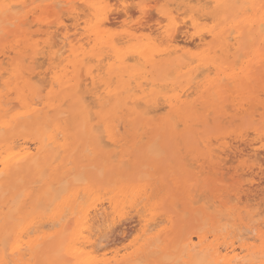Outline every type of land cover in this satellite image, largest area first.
I'll list each match as a JSON object with an SVG mask.
<instances>
[{
	"label": "rangeland",
	"instance_id": "obj_1",
	"mask_svg": "<svg viewBox=\"0 0 264 264\" xmlns=\"http://www.w3.org/2000/svg\"><path fill=\"white\" fill-rule=\"evenodd\" d=\"M12 1L4 0L5 3ZM25 1L26 8L17 7L16 11L18 13L12 10V15L11 11L7 10L10 12L7 15V12H4L6 11L5 9L3 12L0 11V103L3 108V110H0V114L4 112L0 116L3 119H10L12 116L21 115L13 124L5 128L4 132L2 129L3 135L0 133V147L3 149L0 148V152L6 150L5 148L12 144L29 142L30 145H40L45 139V154L47 157L49 156L47 160L49 164L47 163L48 167L46 166L44 172L42 170L41 176V170L37 163L33 166H22L12 170L0 183V256L7 253L9 246L14 243L17 236L16 230L22 229L26 223L34 222L32 223V225L34 224L32 233L29 236L31 238L39 237L40 239L38 241L39 244L36 243L34 246V252H32V256L29 259L30 264H80V261L85 256L91 254L89 253V247L81 249L84 252L82 255L67 253L66 251V244L72 238L77 221L81 218L80 208L92 210L95 206L97 208H101L102 205L104 208L108 207L109 201L119 187H128L133 184L142 189L140 195L136 198L139 204L136 201L129 203L132 200V194L127 193L125 200L128 202L126 205H120L119 209L123 208L121 212L110 215L109 219L112 221L111 223L107 222L110 225L109 228L104 223L105 228L102 225L103 222L98 224H101V227L103 226L102 229L104 228L103 231L98 226L97 230H95L99 235L103 233V236L105 234L107 239L106 233L109 232L108 236L112 234L111 236L113 237L109 236L112 239L108 237L109 239L106 242V240L103 241L102 235L99 236L102 238L101 243L99 242L100 246L95 248V254H91L98 260L92 262V264H114L115 262L113 263L112 260L115 254H119L118 257L120 258V261L115 264H210L211 261L225 264L224 258L216 259L215 256L223 257L229 255L231 252L223 246H229L234 242L237 249L244 243L251 247L249 253L248 251H243L240 254L241 259H243V256L249 261L247 262L244 259L246 264H261L264 262V256H262L264 250L257 248L261 246L264 240V214H262L264 213V164H262L264 163V143L262 142L264 141V0H254V7L251 6L248 0H222L220 4L215 0H201V4L199 0H191L189 3L188 0H156V6L153 7L150 1L153 3L155 0H131L134 2L127 0L128 5H126V0H122L125 3L121 0H108V3L105 4V7L107 6L106 11L109 14L108 17L111 15L108 20L114 19L109 21V24L112 22V25L107 26L108 23H106L105 28H108L107 31L111 34L113 33L117 38L124 36L127 32H134L135 35L134 40L131 42L119 43L120 47L125 48L137 42H146L150 38L154 40L157 48L162 50L169 45L168 37L170 35L174 36L177 32L175 37H178V42H180L179 44L182 48L177 55L155 52L154 64L146 62L142 57H136L137 54L135 55V53H129L130 56L129 54L126 55L128 60H125V66L128 70L123 73L108 72L109 63L113 62V59L106 57L109 56L106 54H109L110 50L105 47H100L97 51L92 52V56H85L86 60L84 59L85 57H80L82 61L76 68L71 62L73 56H67L69 51H67L68 49L65 50V48L62 52L64 53V60H66L61 62L62 65L57 61H60V59L57 58L55 60V62L60 63L58 64L60 65L59 69L57 63L55 67L53 60H48V54L56 48V51L59 49L56 43L62 41L61 35L63 32L65 33L67 29L69 34L73 32L70 34V36L73 35L71 36L72 38L77 33L85 32L83 28L93 20L92 15L89 13L90 11L85 5L88 2H98V0H72L73 4L76 3V7L80 5L78 7L80 9L79 14H83L77 23L73 14L62 10L60 7L46 6L47 2L43 0H35L32 4L31 0ZM120 1L122 3H117ZM132 3L134 4L132 5ZM146 3L149 7L145 6ZM172 3L175 4L172 5ZM119 5H122L120 9L118 8L120 7ZM123 5L126 6V9H130L129 12L132 11L133 14L122 13L125 11ZM205 5L206 7H204ZM81 7L84 8L81 9ZM185 7L188 10L185 13L187 12L186 14L189 15L187 19L186 14H183ZM111 8L112 10L110 11ZM173 8H175L174 11L172 10ZM137 9L139 12H137ZM143 9L144 13H142ZM149 9L153 11L154 17L152 18L150 17L152 15ZM26 12L29 13L25 14ZM119 12L122 13L120 18L116 17ZM195 12H197V16L193 15V13L196 14ZM198 12L201 16L203 15L201 19L198 18L200 16H198ZM156 15L158 18H155ZM175 15L181 17L182 20L179 17L174 18L176 17ZM206 15L208 17H205ZM17 17L19 18L16 19ZM87 18L89 19L87 20ZM188 18L190 22L191 18L195 22L194 25H189V29L186 27ZM247 18H256V20L246 21ZM147 19L150 21L147 22ZM177 19L181 21L182 26L181 23L177 25ZM234 19L238 21V26L234 28L237 29V33L234 35L238 36V42L231 49H226L225 51L221 37L226 36L229 33L228 31L233 30L230 24ZM141 20H143L142 24ZM35 22L39 25H36ZM151 22L157 23V26ZM79 23L81 25L77 26L76 24ZM185 24L186 26H184ZM159 25L163 26L162 29H168V34L159 35ZM75 26L79 27L81 32L79 29V32H77ZM224 26L227 30L226 35H219V29ZM176 28H178L177 31ZM62 30L63 32H61ZM31 35L33 36L31 37ZM182 35L185 37H182ZM201 35L205 37L208 35L203 42L199 40ZM59 37H61V40L58 41ZM48 40L50 44L57 45V47L53 45L52 50H48L49 48L47 50L46 48L42 49L44 42H48ZM191 41L194 42L191 43ZM189 42L193 45H190ZM253 46L256 49H260L262 55L251 62V73L247 76L249 78L240 83L245 86L243 94L240 95L236 92L235 87L239 82L238 79L230 78L225 73L218 71L216 66H222L223 71L226 73L239 72L242 66L247 64V59L252 58ZM39 50L40 52L47 51V55L36 54ZM99 51L102 54L96 56ZM62 52H58V54H62ZM201 54L213 56L215 63L208 61V59V62L201 60ZM101 56L103 58L106 57L103 60L104 62L106 61V65L103 61H99L98 64L100 65L101 63L100 68L96 60L100 58L102 60ZM38 57L44 62V65L37 59ZM108 59L112 60L109 61ZM135 61L138 63H134ZM50 62L55 69H52ZM97 67L100 68V72L103 71V74L95 70ZM63 68V71H58ZM80 68H82V72ZM87 68L95 71L97 75L96 85H91L87 81L88 86H86L85 81L82 80ZM131 70H136L137 74L132 76V73H129ZM56 71L57 75L60 73L64 74V72L67 75L63 78V82L51 85L49 79ZM76 73H78V76H83L80 82L84 83V85L80 83L81 88L78 87L77 91L72 87L74 80L64 84L65 80L72 78ZM32 76H35L34 80H32ZM28 77H31L30 81ZM104 78L107 80L103 81ZM209 78H217V84H219L217 88L218 95L214 94L213 99L210 95L213 89H206ZM27 81H29V85H27ZM158 84L160 86H157ZM23 86L25 87L22 91L20 89ZM39 89L44 90L42 92ZM106 89L114 90L111 93L112 95L100 94ZM21 94H23V97ZM31 94L32 97L30 96ZM39 94H43V96L40 95V97ZM130 95L132 96L130 97ZM175 95H181L178 102L174 100ZM3 96L5 97L3 98ZM84 96L88 98L86 99ZM97 96H101V98ZM116 99L120 104L116 102ZM34 101L40 103L34 105L37 111L34 114H28V117L25 116L26 114L22 115V112L25 109L27 110V107ZM171 101H173L174 106H180V109L175 110L173 106L169 107ZM184 101L185 104H183ZM132 102L135 104H132ZM95 106L97 107L94 108ZM153 109L154 111H152ZM38 111L39 113L41 112V115ZM147 111H152V113H147ZM185 111L190 116L189 118L184 117ZM104 115L105 117L102 118ZM82 120L84 121L82 122ZM89 120L92 121L88 122ZM93 125H95L94 128L92 127ZM99 125L103 127L101 128ZM107 125L113 128L112 139H110V135L106 131ZM119 125L121 128H119ZM119 129L121 130L119 131ZM138 130H142V132L140 133ZM34 131H39V133H34ZM49 134L55 135L53 137L54 142L48 139ZM39 135L40 137H36ZM44 136L47 138H44ZM103 137H105L104 140H102ZM65 139H68L70 143L68 150L64 149ZM47 143L51 144L48 146ZM76 144L77 146H75ZM116 144L117 147L115 146ZM53 145L57 146L53 148ZM55 147H59L58 149L62 152ZM55 152L57 154L60 153L59 156H56ZM55 156L60 158L54 160ZM262 156L263 161H260L262 160L260 159L259 161L262 162L260 164L258 159ZM123 160H126V162L123 163ZM226 160H229V162L227 163ZM233 160L237 161L233 162ZM51 162H54V164H51ZM47 177L49 178L47 179ZM64 180L66 182L62 183ZM90 185L92 190L87 193L85 188ZM64 190L66 191L64 192ZM60 191L64 193L62 192L61 194ZM73 191H78L73 207L70 204L65 205L63 215L53 217L57 204L65 197H69ZM20 193L22 195H19ZM27 193L28 195L26 196ZM15 196H17L16 200ZM58 196L60 197L56 198ZM256 196L259 197L257 198ZM198 197L201 201L196 203L195 200H198ZM193 201L195 203L192 204ZM217 202L219 203L217 204ZM262 202L263 204L261 205ZM208 203H212L216 209L212 208V205H209L211 207L209 208L206 205ZM216 205L218 206L216 207ZM40 206L44 207V209H41ZM152 207L156 208V215L154 220L151 221V223L155 222V226H153L155 229L149 232L147 238L142 236L141 224L143 223H140L138 216L141 211L143 215L146 213L144 216L140 214L141 219L145 218L148 212V216H150V208ZM45 209L50 211H43ZM138 209H141L140 212L136 211ZM130 212H132V215ZM224 213L225 215H223ZM226 213L228 214L227 216ZM130 215L139 221H134L135 219ZM222 216L225 219H222ZM20 217L24 221L23 219L20 220ZM114 220L117 222L114 223ZM53 221H55V226L50 224ZM56 221L58 222L56 223ZM124 221L128 223L126 224ZM20 222H22L21 225H19ZM44 222L45 224L48 223L47 225L49 226L44 227ZM118 224L122 225L118 226ZM116 225L118 229L115 228ZM162 225L166 227V230H163L164 232H160L164 228ZM18 226L20 227L18 228ZM113 227L115 228L114 230H112ZM242 228L243 230L247 229V231H250V229L252 231V228H254L253 232L255 233L251 231L245 232ZM111 230L112 232L116 231V234L112 233ZM4 234L6 235L4 236ZM44 234L47 236L41 237ZM198 235H205L206 240L203 246H206L207 249L191 258L185 243L190 237L194 238V241H199ZM113 240L117 242L115 243ZM110 241L113 242V245ZM103 244H106L107 247ZM139 245H142L143 249L135 252ZM156 245L160 247H156ZM216 246L220 247V250ZM212 247L217 248L219 254ZM3 251L5 252L3 253ZM206 251L209 255L201 259L207 253ZM239 251L241 250L239 249ZM239 251L236 250V252ZM247 253L250 257H246ZM128 255L130 256L128 257ZM255 256L257 257L254 259Z\"/></svg>",
	"mask_w": 264,
	"mask_h": 264
},
{
	"label": "bare ground",
	"instance_id": "obj_2",
	"mask_svg": "<svg viewBox=\"0 0 264 264\" xmlns=\"http://www.w3.org/2000/svg\"><path fill=\"white\" fill-rule=\"evenodd\" d=\"M29 1V0H28ZM27 1V2H28ZM32 2H31V4L32 3H34L35 2V0H31ZM43 1H45V2H47V4H46V6H50V7H60L62 10H66L68 13H70V14H73L74 15V17H75V20H76V23H77V21L78 20H80L81 19V15H83V14H79V6L78 7H76L75 6V4H73V1L72 0H43ZM108 0H98V2H88L86 5H85V3H84V5L85 6H87V8H88V10L90 11L89 13H90V15H92V18H93V20L90 22V23H85V24H87L83 29H84V33H77V32H79L80 31V29H79V27L77 28L76 26H75V29L77 30V34H75V36H74V38H72L71 36H73V35H71L70 36V34H72V33H70L69 34V30L67 29V31L64 33L63 32V30L61 31V32H63L62 33V41L60 42V43H56V44H58V47H59V49L56 51V49H54V51H49L50 53L48 54L49 55V57H48V60H53V63L55 64V67H56V63H57V65L58 64H60L61 62H63V61H65L64 60V58L65 57H63V52H62V50H64V48H65V50L66 49H68L67 51H69V53H68V55L67 56H69V57H71V56H73V59L71 60V62L73 63V65H74V67L76 68L78 65H79V63H81V61H82V59H80V57H85V56H92V52H95V51H97V49H100V47L101 48H103V47H105V48H107L108 50H110V53L109 54H106V55H109V56H106V57H110V58H112L113 59V62H111V63H109V66H108V72L109 73H112V72H118V73H123V72H125V71H127L128 70V68H126V66H125V60L128 58V56H127V58H126V55L127 54H129V53H131V54H133V53H135V55H136V57L138 56L139 58L140 57H142V58H144L145 59V61L146 62H148V63H151V64H154V62H155V59H154V56L156 57V53L155 52H159V53H162V54H166V55H177L178 53H179V51L180 50H182V48L180 47V42H178V37L176 38L175 36V34L177 33L176 31H177V29L178 28H176V33L174 34V36H169L168 37V46L166 47V48H164V49H162V50H160V49H158L157 48V46L155 45V42H154V40L153 39H150L149 38V40L148 41H146V42H137V43H134V44H132V45H130V46H127V47H125V48H122V47H120V45H119V43H127V42H131L132 40H134V32H127L124 36H122V37H119V38H117V37H115L114 35H113V33L111 34L110 32H108L107 31V29L108 28H105L106 27V23H108L107 24V26L108 25H110L109 24V21L111 20H113V19H110V20H108L109 19V17L111 16H109L108 17V11H106V8H107V6L105 7V4H107L108 2H107ZM114 1H118V0H114ZM122 1V0H121ZM117 2V3H122V2H124V1H122V2ZM129 1V0H128ZM131 1V0H130ZM154 1V0H153ZM201 0H199V2H200ZM217 3H222V0H215ZM250 3H251V6L252 7H254V4H253V1L254 0H248ZM75 2V1H74ZM110 2V1H109ZM131 2H134V1H131ZM130 2V3H131ZM151 2V4H152V7L153 6H156L155 4V2H156V0L152 3V1H150ZM159 2V1H158ZM166 2V1H165ZM189 2H191V0H188V3ZM206 3H207V1H205ZM77 3H79V2H77ZM114 3V2H113ZM125 3V2H124ZM148 3V2H147ZM146 3V5L145 6H147L148 4ZM167 3V2H166ZM165 3V4H166ZM177 3V2H176ZM194 3V2H193ZM197 3H198V1H197ZM210 3V2H209ZM26 1L25 0H13L12 2H10V3H5L4 2V0H0V11H2L3 12V10L5 9L6 11H4V12H7V15H9L8 14V12L9 11H11V14H12V10L13 11H16V9H17V7H25L26 5ZM81 4V3H80ZM110 4V3H109ZM134 3H132V5H133ZM175 4V3H174ZM173 3H172V5H174ZM181 4V3H180ZM200 4H201V2H200ZM211 4V3H210ZM209 4V5H210ZM41 5V4H40ZM126 5H128L127 4V0H126ZM199 5V4H198ZM204 5V4H203ZM202 5V6H203ZM118 6V5H117ZM120 6V5H119ZM122 6V5H121ZM121 6L120 7H118L119 9L121 8ZM134 6H136V5H134ZM167 6V5H166ZM169 6H171V5H169ZM201 6V7H202ZM123 7H125V11L124 12H122V13H125V14H128V13H132L133 14V12L131 11V12H129V10H128V8L126 9V6H124L123 5ZM147 7H149V6H147ZM152 7H150V8H152ZM168 7V6H167ZM188 7V6H187ZM204 7H206V5L204 6ZM26 8V7H25ZM32 8V7H31ZM82 8H84V7H81V9ZM86 8V7H85ZM134 8V7H133ZM178 8V7H177ZM199 8V7H198ZM249 8V7H248ZM15 9V10H14ZM41 9V8H40ZM113 9H115V7H113ZM154 9V8H153ZM152 9V10H153ZM174 9L175 8H173L172 10L174 11ZM179 9H180V7H179ZM7 10H9V11H7ZM35 10V9H34ZM49 10V9H48ZM84 10H86V9H84ZM112 10V8L110 9V11ZM116 10H117V8H116ZM150 10V9H149ZM184 10V9H183ZM187 10V8L185 7V10L183 11L184 13L183 14H186L185 13V11ZM115 11V10H114ZM188 11V10H187ZM194 11V10H193ZM193 11H191V12H193ZM17 13H18V11H16ZM16 12H13V13H15L16 15H19V14H17ZM19 12H20V10H19ZM25 12V11H24ZM34 12V11H33ZM67 12H65L66 14H67ZM117 12H118V10H117ZM120 12H121V10H120ZM117 13V16L116 17H118V18H120L121 17V15H122V13ZM137 12H139L138 11V9H137ZM150 12H151V15L152 16H150V15H148V16H150L151 18L152 17H154L153 16V14H152V12L153 11H151L150 10ZM149 12V13H150ZM237 12H239V11H237ZM10 13V12H9ZM27 13H29V12H26L25 14H27ZM64 13V14H65ZM142 13H144V9L142 10ZM157 13V12H156ZM196 14H194L193 13V15H196L197 16V12H195ZM3 14V13H2ZM5 14V13H4ZM10 14V15H11ZM63 14V15H64ZM85 14V13H84ZM110 14H111V12H110ZM124 14V15H125ZM202 14H203V11H202ZM13 15V14H12ZM32 15V14H31ZM31 15H28V16H31ZM62 15V16H63ZM89 15V14H88ZM114 15V14H113ZM116 15V14H115ZM191 15V14H190ZM200 14H199V12H198V16H199ZM205 15V14H204ZM23 16H24V14H23ZM65 16V15H64ZM85 16V15H84ZM159 16V15H158ZM176 16V15H175ZM186 16V19H187V16H189L188 14H186L185 15ZM184 16V17H185ZM196 16H195V20H196ZM15 17V16H14ZM73 17V16H72ZM73 17V18H74ZM114 17V16H113ZM132 17H133V15H132ZM142 17H144V16H142ZM147 17V16H146ZM174 17V16H173ZM179 16H176V17H174V18H178ZM201 17H203V15L201 16H199L198 18L199 19H201ZM205 17H208L207 15L205 16ZM19 17H17L16 19H18ZM29 18V17H28ZM71 18V17H70ZM83 18V17H82ZM112 18V17H111ZM149 18V17H148ZM155 18H158L157 17V15H156V17ZM163 18V17H162ZM161 18V19H162ZM180 18V20H182V18L181 17H179ZM197 18V19H198ZM211 18V17H210ZM254 18V17H253ZM31 19V18H30ZM86 19V18H85ZM89 18H87V20H88ZM117 19V18H116ZM198 19V20H199ZM206 19H208V20H210L209 18H206ZM64 20V19H63ZM72 20V19H71ZM74 20V19H73ZM87 20H86V22H87ZM145 21H146V19H144ZM152 20V19H151ZM178 20V24L177 25H179L180 23H181V21L179 20V19H177ZM203 20V19H202ZM256 20V18L255 19H252V18H247L246 19V21H255ZM67 21V20H66ZM68 21H69V19H68ZM142 21L143 20H141L140 22H141V24H142ZM148 21H150V20H148L147 19V22ZM153 21H154V19H153ZM207 21V20H206ZM137 22H138V20H137ZM160 22H161V20H160ZM162 22H163V20H162ZM187 23H188V25L186 26V24L184 25V26H186L188 29H189V25H194L195 24V22H194V20H193V18H191V22H190V20H189V18H188V21H186ZM189 22H190V24H189ZM209 22V21H208ZM211 22V21H210ZM215 22V21H214ZM213 22V23H214ZM67 23V22H66ZM81 23V22H80ZM76 24L77 26H80L81 24ZM117 23V22H116ZM115 23V24H116ZM151 23H153V24H155L154 22H151ZM10 24V23H9ZM35 24L36 25H39V24H37L36 22H35ZM113 24H114V22H113ZM35 25V26H36ZM43 25V24H42ZM67 25V24H66ZM112 25V24H111ZM125 25V24H124ZM151 25V24H150ZM149 25V26H150ZM156 26H157V23L155 24ZM162 25V24H161ZM62 26V25H61ZM68 26V25H67ZM145 26V25H144ZM160 26V25H159ZM181 26H182V23H181ZM238 26V21H236L235 19L234 20H232L231 21V24H230V27H231V29L233 28V30H230V31H228L229 33L226 35V33H227V30H226V27L224 26V27H221L220 29H219V31H218V33H219V35L221 34V35H226V36H223V37H221L222 38V46H224V49H225V51H226V49H231L233 46H235V44L238 42V36L237 35H234L235 33H237V29H234V28H236ZM40 27V26H39ZM43 27V26H42ZM55 27V26H54ZM58 27V26H57ZM59 27H60V25H59ZM63 27H64V25H63ZM70 27V26H69ZM113 27V26H112ZM147 27V26H146ZM178 27V26H177ZM49 28V27H48ZM53 28V27H52ZM62 28V27H61ZM68 28V27H67ZM139 28V27H138ZM163 28V26H160L159 27V35H163V34H168V29H166V28H164V29H162ZM180 28V27H179ZM51 29V28H50ZM54 30H55V28H53ZM59 29V28H58ZM62 29H64V28H62ZM71 29V28H70ZM78 29H79V31H78ZM82 29V28H81ZM152 29V28H151ZM157 29V28H156ZM160 29H162V30H160ZM181 29V28H180ZM190 29H192V28H190ZM53 30V31H54ZM57 30V29H56ZM147 30V29H146ZM196 30V29H195ZM201 30H202V28H201ZM48 31H50V30H48ZM58 31H60V30H58ZM110 31V30H109ZM137 31V30H136ZM155 31V30H154ZM179 31V30H178ZM181 31V30H180ZM26 32V31H25ZM51 32V31H50ZM60 32V33H61ZM81 32V31H80ZM185 32V31H184ZM190 32H192V31H190ZM29 33V32H28ZM43 33V32H42ZM49 33V32H48ZM52 33V32H51ZM179 33V32H178ZM37 34V33H36ZM40 35H43V34H41V33H39ZM47 34V33H46ZM55 34V33H54ZM34 35V34H33ZM33 35H31V37L33 36ZM49 35H50V33H49ZM53 35V34H52ZM187 35H189V34H187ZM197 35V34H196ZM205 35V34H204ZM204 35H201L200 37H199V40L201 41V42H203L204 40H205V38L209 35H207L206 37L204 36ZM38 36V35H37ZM46 36V35H45ZM190 36V35H189ZM188 36V37H189ZM39 37V36H38ZM44 37V36H43ZM49 37V36H48ZM182 37H185V36H183L182 35ZM193 37L195 38V36L193 35ZM192 37V39H194ZM50 38H52V37H50ZM54 38H55V36H54ZM60 39H58V41L59 40H61V37H59ZM57 39V38H56ZM55 39V40H56ZM180 39H181V37H180ZM186 39V38H185ZM191 39V40H192ZM196 39V38H195ZM197 40V39H196ZM195 40V41H196ZM52 42H53V40H52ZM51 42V43H52ZM194 41H191V43H193ZM185 43V42H184ZM187 43V42H186ZM190 42H189V44L190 45H193V44H191ZM39 44H40V41H39ZM54 45V44H53ZM53 45L52 44H50V42H49V40H48V42L46 41V42H44V45H43V47H42V49H44V48H46V50L48 49V50H52V47H53ZM54 46H56L57 47V45H54ZM125 46V45H124ZM16 48V47H15ZM192 48V47H191ZM255 47L253 46V51H252V58L251 59H247V61H246V65H243L242 66V68H241V70L239 71V72H230V73H226V72H224L223 71V68H222V66H220V65H218V66H216V68H217V70L218 71H220V72H223V73H225L227 76H229L230 78H237L238 79V84H236L235 85V87H236V92L238 93V94H243V92H244V89H245V86L242 84H240L241 83V81H245V79H248L249 77H247L248 75H249V73H251V71H250V64H251V62L255 59V58H259L261 55H262V53L260 52V49H254ZM104 51V50H103ZM45 52V53H44ZM58 52H62V54H58ZM106 52V51H105ZM12 53V52H11ZM45 54V55H47V51H41L40 52V50L36 53V54ZM102 53L99 51V52H97V54H96V56H100ZM104 54V53H103ZM95 55V54H94ZM105 55V54H104ZM40 56V55H39ZM66 56V57H67ZM103 56V55H102ZM101 56V57H102ZM129 56H130V54H129ZM159 56H160V54H159ZM201 57H200V59L201 60H204L205 62H208V61H211L212 63H215V60H214V57L213 56H209V55H204V54H201L200 55ZM7 57V56H6ZM37 57V56H36ZM41 57V56H40ZM105 57V56H104ZM105 57V58H106ZM41 58H43V57H41ZM46 58V57H45ZM57 58L58 59H60V61L59 60H57ZM68 58V57H67ZM94 58V57H93ZM103 58V57H102ZM105 58H103L102 60H101V58L99 59V60H96V62H97V64L99 63V61H103ZM130 58V57H129ZM133 58V57H132ZM5 59V58H4ZM10 59V58H9ZM24 59H26V58H24ZM37 59H39V57L37 58ZM85 60H86V57L84 58ZM83 59V60H84ZM88 60H89V58H87ZM112 59H110V60H112ZM134 59H135V56H134ZM207 59H208V61H207ZM40 60V59H39ZM39 60H37V61H39ZM47 60V59H46ZM55 60H57L58 62H60V63H58V62H55ZM91 60H92V58H91ZM90 60V61H91ZM109 60V59H108ZM109 60V61H110ZM128 60V59H127ZM132 60V59H131ZM136 60V59H135ZM137 60H139V59H137ZM141 60V59H140ZM194 61H195V59H193ZM26 61V60H25ZM89 61V62H90ZM94 61H95V59H94ZM108 61V62H109ZM130 61V60H129ZM133 61V60H132ZM240 61V60H239ZM40 62H42L41 60H40ZM52 62V61H51ZM50 62V64L52 65V63ZM104 62V61H103ZM2 63H4V62H2ZM37 63V62H36ZM44 62H42V65H44L43 64ZM106 63V61L104 62V64ZM134 63H138V62H134ZM143 63V62H142ZM6 64V63H5ZM94 64H96V63H94ZM93 64V65H94ZM96 64V65H97ZM7 65H8V63H7ZM41 65V64H40ZM61 65H62V63H61ZM70 65V64H69ZM99 65V64H98ZM97 65V66H98ZM100 65H101V63H100ZM99 65V66H100ZM106 65V64H105ZM104 65V66H105ZM187 65H188V63H187ZM59 66L60 65H58V69H59ZM189 66V65H188ZM38 67H40V66H38ZM54 67V65H52V69H55V68H53ZM61 67H64V66H61ZM83 67V66H82ZM94 67V66H93ZM92 67V68H93ZM102 67H103V64H102ZM184 68H185V66H183ZM246 67V68H245ZM100 68H101V66H100ZM100 68L99 67H97L95 70H97V71H99L100 72ZM104 68V67H103ZM183 68V69H184ZM208 68V67H207ZM236 68H237V66H236ZM245 68V69H244ZM10 69V68H9ZM43 69V68H42ZM57 69V68H56ZM82 68H80V71L82 72L83 70H81ZM209 69V68H208ZM64 70V68L63 69H60V70H58V71H63ZM104 70V69H103ZM229 70V69H228ZM53 71V70H52ZM80 71H79V73H80ZM102 71V70H101ZM204 71V70H203ZM48 72V71H47ZM46 72V73H47ZM51 72V71H50ZM103 72V71H102ZM102 72H100V73H102ZM3 73H4V71H3ZM7 73V72H6ZM5 73V74H6ZM40 73H42V72H40ZM40 73H39V75H40ZM106 74H107V72H105ZM117 73V74H118ZM129 73H132V76L133 75H135V74H137V72H136V70H131V71H129ZM4 74V75H5ZM27 74V73H26ZM48 74V73H47ZM47 74H45V75H47ZM80 74H82V73H80ZM103 74V73H102ZM143 74V73H142ZM222 74V73H221ZM36 75H37V73H36ZM35 75V76H36ZM41 75H43V74H41ZM66 73L64 72V74L62 73H60V74H58L57 75V71L54 73V75H52L51 76V78L49 79V81H50V83H51V85H54L55 83H61V82H63V78H65L66 77ZM83 75V74H82ZM35 76L33 77L32 76V80H34L35 79ZM96 74H95V71L93 70V69H91V68H87V70H86V74H85V76H84V78L82 79L83 81H85V83H86V86H88V84H87V81H89L90 82V84L91 85H96L97 83V81H96ZM113 76V75H112ZM112 76H111V79H112ZM124 76V75H123ZM122 76V77H123ZM148 76V75H147ZM175 76V75H174ZM6 77V76H5ZM45 77H47V76H45ZM49 77V76H48ZM83 77V76H82ZM81 76H78V73H76V75H73V77L72 78H70V79H67V80H65L64 81V84L65 83H67V82H70V81H75L74 82V84L72 85V87L73 88H75V90L79 87V88H81L80 87V85L82 84L81 82H80V80H81V78H82ZM100 77H103V76H100ZM104 77H106L105 75H104ZM29 79H31V77L29 78L28 77V80ZM43 79H44V77H43ZM98 79V78H97ZM106 78H104L103 79V81L105 80ZM115 79V78H114ZM121 79V78H120ZM124 79V78H123ZM12 81H13V79H11ZM47 80H48V78H47ZM81 80V81H82ZM107 80V79H106ZM30 81V80H29ZM29 81H27L26 83H27V85H29ZM36 81V80H35ZM113 81V80H112ZM131 81V80H130ZM129 81V82H130ZM133 81V80H132ZM88 82V83H89ZM100 82V81H99ZM41 83V82H40ZM39 83V84H40ZM45 83V82H44ZM81 83V84H80ZM144 83V82H143ZM150 83V82H149ZM1 84V83H0ZM207 86L208 87H206V89H213V91H212V94H210L211 95V97H212V99H213V96H214V94L217 96L218 94H217V88H218V86H219V84H217V78H209L208 80H207ZM42 85V84H41ZM48 85V84H47ZM82 85H84V83L82 84ZM115 85V84H114ZM163 85V84H162ZM122 86V85H121ZM132 86V85H131ZM155 86V85H154ZM157 86H160L159 84L157 85ZM25 86H23V87H21V89L20 90H22L23 91V88H24ZM97 87V86H96ZM106 87V86H105ZM126 87V86H125ZM172 87V86H171ZM2 88V87H1ZM5 88V87H4ZM3 88V89H4ZM78 88V89H79ZM98 88V87H97ZM107 88V87H106ZM110 88V87H109ZM111 88H112V86H111ZM133 88V87H132ZM158 88V87H157ZM166 88V87H165ZM37 89V88H36ZM77 89V90H78ZM93 89V88H92ZM99 89H100V87H99ZM126 89V88H125ZM39 90H41V89H39ZM44 90V89H43ZM43 90H41L42 92H43ZM76 90V91H77ZM89 90V89H88ZM97 90V89H96ZM135 90V89H134ZM145 90V89H144ZM80 91H81V89H80ZM94 91H95V89H94ZM94 91L93 90H91V92L92 93H94ZM100 91V90H99ZM114 90H103V92H101L100 94H102V93H104V94H108V95H110L112 92H113ZM136 91V90H135ZM139 91V90H138ZM146 93H147V91H145ZM185 92V91H184ZM184 92H183V94H184ZM192 92V91H191ZM22 93V92H21ZM38 93V92H37ZM127 93V92H126ZM97 94V93H96ZM95 94V95H96ZM99 94V95H100ZM122 94H123V92H122ZM231 94V93H230ZM15 95V94H14ZM22 95V97H23V94H21ZM40 95H42L43 96V94H39V96ZM112 95V94H111ZM127 95V94H126ZM186 95H188V94H186ZM31 97H32V94L30 95ZM36 96V95H35ZM105 96V95H104ZM132 95H130V97H131ZM147 96V95H146ZM181 96V95H180ZM180 96L179 95H175V97H174V100L175 101H179L180 100ZM231 96V95H230ZM234 96V95H233ZM5 96H3V98H4ZM12 97V96H11ZM41 97V96H40ZM85 98H86V96H84ZM97 97H99V96H97ZM129 97V98H130ZM161 97V96H160ZM13 98V97H12ZM15 98V97H14ZM35 98H37V97H35ZM88 98V97H87ZM86 98V99H87ZM89 98H90V96H89ZM99 98H101V96L99 97ZM215 98V97H214ZM34 99V98H33ZM38 99V98H37ZM41 99V98H40ZM166 99H167V97H166ZM31 100V99H30ZM98 100V99H97ZM109 100V99H108ZM160 100H162V99H160ZM128 101V100H127ZM4 102H6V101H4ZM11 102V101H10ZM63 102H65V101H63ZM116 102L117 103H119L118 102V100L116 99ZM17 103V102H16ZM16 103H15V105H16ZM134 102H132V104H133ZM147 103V102H146ZM38 104H40V103H37V102H33L29 107H27V110L25 109V111L24 112H22V115H24V114H26L25 116L26 117H28L27 115L28 114H30V113H35V111H37V108L34 106V105H38ZM89 104H90V102H89ZM120 104V103H119ZM129 104V103H128ZM135 104V103H134ZM139 104H141V103H139ZM183 104H185V101L183 102ZM210 104V103H209ZM13 105V104H12ZM130 105V104H129ZM42 106V105H41ZM145 106V105H144ZM147 106H150V105H147ZM174 107L175 108V110H179L180 109V106H174L173 105V101H171V103L169 104V107ZM11 107H14V106H11ZM10 107V108H11ZM17 107V106H16ZM19 107V106H18ZM43 107V106H42ZM91 107H92V105H91ZM97 106H95L94 108H96ZM139 107V106H138ZM9 108V109H10ZM23 108V107H22ZM39 109H40V107H38ZM118 108V107H117ZM260 108V107H259ZM8 109V110H9ZM20 109H21V107H20ZM38 109V110H39ZM43 109V108H42ZM89 109H91V108H89ZM243 109V108H242ZM0 110H3V108H2V104L0 103ZM150 110V109H149ZM49 111V110H48ZM152 111H154V109L152 110ZM152 111H147V113H149V112H151L152 113ZM156 111V110H155ZM157 111H158V109H157ZM187 111V110H186ZM185 111V115H184V117L185 118H189L190 116H188V114H186L187 112ZM89 112V111H88ZM92 112V111H91ZM112 112V111H111ZM160 112V111H159ZM242 112V111H241ZM4 113V112H3ZM3 113H1L2 115H3ZM20 113V112H19ZM38 113H39V111H38ZM41 113V112H40ZM39 113V114H40ZM191 113V112H190ZM196 113V112H195ZM0 114V115H1ZM60 114V113H59ZM66 114V113H65ZM116 114V113H115ZM5 115H6V112H5ZM9 115V114H8ZM36 115V114H35ZM41 115V114H40ZM89 115H90V113H89ZM107 115H109V114H107ZM106 115V116H107ZM255 115H257V114H255ZM10 116V115H9ZM21 115H19V116H12L10 119H3V117L2 116H0V133H2V135H3V132H4V129L5 128H8L11 124H13L14 123V121H16L19 117H20ZM90 116H92V114L90 115ZM35 117H37V116H35ZM105 117V115L102 117V118H104ZM108 117V116H107ZM84 118V117H83ZM82 118V119H83ZM176 118V117H175ZM95 119V118H94ZM120 119V118H119ZM48 120V119H47ZM49 121V120H48ZM84 120H82V122H83ZM90 121H92V120H89L88 122H90ZM125 123V122H124ZM47 124V123H46ZM46 124H45V126H46ZM83 124V123H82ZM119 124V123H118ZM120 124H121V122H120ZM143 124V123H142ZM39 125V124H38ZM85 126V125H84ZM94 126L95 125H93L92 127L94 128ZM120 126V125H119ZM118 126V127H119ZM143 126V125H142ZM179 126V125H178ZM48 127V126H47ZM46 127V128H47ZM99 127H101L100 125H99ZM103 127V126H102ZM101 127V128H102ZM128 127V126H127ZM140 127H141V125H140ZM93 128H92V130H93ZM119 128H121V126L119 127ZM143 128V127H142ZM2 129H3V132H2ZM21 129V128H20ZM104 129V128H103ZM138 129H141V128H138ZM19 130V129H18ZM48 130H49V128H48ZM115 130V129H114ZM116 130H118L117 128H116ZM121 129H119V131H120ZM24 131V130H23ZM54 131V130H53ZM61 131V130H60ZM95 131H97V130H95ZM106 131H107V133L110 135L109 137H110V139H112L113 138V128L110 126V125H107L106 126ZM137 131V130H136ZM138 131H140V130H138ZM248 131V130H247ZM14 132V131H13ZM20 132V131H19ZM36 132H38L39 133V131H34V133H36ZM52 132V131H51ZM98 132V131H97ZM142 132V130L140 131V133ZM249 132V131H248ZM30 133V132H29ZM61 133V132H60ZM63 133V132H62ZM101 133V132H100ZM122 133V132H121ZM244 133V132H243ZM65 134V133H64ZM103 134V133H102ZM254 134V133H253ZM255 134H257V133H255ZM260 134V133H259ZM36 135V134H35ZM61 135V134H60ZM249 135V134H248ZM247 135V136H248ZM258 135V134H257ZM55 136V135H54ZM52 134H49L48 135V139L49 140H53V137H54ZM232 136V135H231ZM251 136V135H250ZM2 137H4V136H2ZM36 137H40V135L39 136H36ZM56 137H57V135H56ZM55 137V138H56ZM59 137V136H58ZM68 137V136H67ZM70 137V136H69ZM136 137H137V135H136ZM144 137V136H143ZM142 137V138H143ZM24 138V137H23ZM33 138V137H32ZM31 138V139H32ZM44 138H47V137H45L44 136ZM54 138V139H55ZM104 138L105 137H103V139L102 138H100V139H102V140H104ZM145 138V137H144ZM260 138H262V137H260ZM43 139V138H42ZM141 139V138H140ZM231 139V138H230ZM229 139V140H230ZM236 139V138H235ZM19 140V139H18ZM59 140H60V138H59ZM142 140V139H141ZM44 141H46L45 139L41 142V144L39 145H36V144H32V145H34V146H32V145H30L29 144V142H24L23 144H12L11 146H9V147H7V148H5L6 150H2V152H0V183L2 182V180L5 178V177H7L9 174H10V172L12 171V170H14V169H16V168H20V167H22V166H33L34 164H39V169L41 170V174H40V176L42 175V170H43V172L45 171L44 169L46 168V166L48 167V162H47V160H48V157H47V155L45 154V142ZM61 141H64V140H61ZM120 141V140H119ZM212 141V140H211ZM260 141H261V139H260ZM259 141V142H260ZM13 142V141H12ZM51 142V141H50ZM53 142H54V140H53ZM79 142H81V141H79ZM104 142H106V141H104ZM139 142V141H138ZM213 142H214V140H213ZM237 142V141H236ZM259 142H258V144H259ZM263 143H264V141H262ZM14 143V142H13ZM35 143V142H34ZM38 143H39V141H38ZM55 143H56V141H55ZM58 143V142H57ZM122 143V142H121ZM212 143V142H211ZM210 143V144H211ZM252 143V142H251ZM257 143V142H256ZM48 144V146L51 144V143H47ZM77 144H79V143H77ZM77 144L75 145V146H77ZM106 144H110V143H106ZM112 144V143H111ZM229 144V143H228ZM1 145V144H0ZM64 149L65 150H68L70 147V143L68 142V139H65V141H64ZM62 145V146H63ZM108 145H106V146H108ZM126 145V144H125ZM3 146V145H2ZM54 146H57V145H53L52 147L54 148ZM60 146V145H59ZM74 146V147H75ZM111 146V145H110ZM116 147H117V144L115 145ZM114 145H113V147H115ZM135 146V145H134ZM235 146V145H234ZM238 146V145H237ZM115 147V148H116ZM130 147V146H129ZM223 147V146H222ZM0 148H2V147H0ZM55 148H57V147H55ZM59 148V147H58ZM57 148V149H58ZM108 148V147H107ZM240 148V147H239ZM246 148V147H245ZM3 149V148H2ZM74 149V148H73ZM73 149H72V151H73ZM117 149V148H116ZM130 149V148H129ZM226 149V148H225ZM58 150H60V149H58ZM57 150V151H58ZM243 150H245V149H243ZM252 150V149H251ZM262 150V149H261ZM54 151H55V149H54ZM61 151V150H60ZM62 152V151H61ZM119 152V151H118ZM238 152V151H237ZM263 152V151H262ZM56 153V156L58 155L59 156V154H57V152H55ZM236 153V152H235ZM257 154H258V152H256ZM259 153H260V150H259ZM71 154V153H70ZM226 154H228V153H226ZM234 154V153H233ZM55 155V154H54ZM235 155H237V154H235ZM260 155V154H259ZM56 156H55V158H54V160L55 159H57L56 158ZM71 156V155H70ZM115 156V155H114ZM230 156H231V154H230ZM229 156V157H230ZM60 157H61V155H60ZM59 157V158H60ZM91 157V156H90ZM117 157V156H116ZM116 157H114V158H116ZM233 157V156H232ZM236 157V156H235ZM252 157V156H251ZM58 158V159H59ZM113 158V157H112ZM127 158V157H126ZM259 158V157H258ZM263 158V156L261 157V158H259L258 159V161L260 160V159H262ZM53 159V158H52ZM68 159V158H67ZM231 159V158H230ZM115 160V159H114ZM227 161V160H226ZM237 161V160H236ZM235 160H233V162H236ZM260 161H263V159L262 160H260ZM259 161V162H260ZM67 162H69V161H67ZM124 162H126V160H123V163ZM229 162V160L227 161V163ZM48 163V164H47ZM54 164V162H51V164ZM70 163V162H69ZM262 162H260V164H261ZM258 164V163H257ZM262 164H264V163H262ZM214 165V164H213ZM37 166V165H36ZM38 167V166H37ZM257 167V166H256ZM73 168V167H72ZM245 168V167H244ZM254 168V167H253ZM259 168V167H258ZM49 169V168H48ZM248 169V168H247ZM257 169V168H256ZM100 170V169H99ZM230 170V169H229ZM260 170V169H259ZM65 171V170H64ZM227 171V170H226ZM261 171V170H260ZM259 171V172H260ZM263 173H264V171H263ZM23 174V173H22ZM48 174V173H47ZM147 174V173H146ZM18 176V175H17ZM48 176V175H47ZM46 177V176H45ZM45 177H43V178H45ZM116 177V176H115ZM42 178V177H41ZM49 177H47V179H48ZM84 181V180H83ZM82 181V182H83ZM117 181V180H116ZM66 182V180H64V181H62V183H65ZM61 183V182H60ZM114 183V182H113ZM254 183V182H253ZM115 184V183H114ZM245 184V183H244ZM243 184V185H244ZM39 185V184H38ZM37 185V186H38ZM51 185V184H50ZM49 185V186H50ZM246 185H248V184H246ZM245 185V186H246ZM85 186V185H84ZM251 186V185H250ZM48 187V186H47ZM52 188H54L53 186H51ZM68 188V187H67ZM65 189V188H64ZM62 190V189H61ZM92 189H91V185L90 186H88V187H86L85 188V191L88 193V192H90ZM141 187H139V186H136V185H131V186H128V187H119V189L116 191V193H115V195L113 196V198H111V200L109 201V206L108 207H105L104 208V206L102 205L101 206V208H97V206H95L94 207V209H92V210H90L89 208L88 209H84L83 207H81L80 208V211H81V218L77 221V225H76V229H75V231H74V233H73V235H72V238L67 242V244H66V251H67V253H76V254H79V255H82L84 252H83V250H81V249H85V248H87V247H89L90 249H89V253H91V254H95V248H97V246H98V248H99V246H100V244H99V242L101 241V239L103 238V241L104 240H106V242H107V240L110 238V237H113V236H111L112 234H110L109 236H108V234H109V232H107L106 234H107V239H106V236H105V234H104V236H103V233L101 234L102 235V238L101 237H99V236H101V235H99L98 234V232L97 231H95V230H97V228H98V226L99 227H101V224H102V222H103V226H105L104 225V223L106 224V226H107V228H109V226L110 225H108L107 224V222H110L111 223V221L112 220H110L109 218H110V215H112L113 213H120L121 212V210L123 209V208H121V209H119V207H120V205H122V204H125L126 205V203L128 202L127 200H125V196L127 195V193H131L132 194V200H130L129 201V203L131 202H135L136 201V198H137V196H139L140 195V193H141ZM150 190V189H149ZM52 191V190H51ZM50 191V192H51ZM66 190H64V192H65ZM62 192L63 191H60V193L62 194ZM63 192V193H64ZM81 192V191H80ZM208 192V191H207ZM206 192V193H207ZM59 193V194H60ZM77 193H78V191H73L71 194H70V196L69 197H65L59 204H57V206L55 207V209H54V212H53V217H60L61 215H63L62 213H63V211H64V207H65V205H68V204H70L72 207H73V203H75V201H76V199H77ZM102 193V192H101ZM107 193V192H106ZM153 193H155V192H153ZM60 194V195H61ZM100 194V193H99ZM18 195V194H17ZM19 195H22L21 193L19 194ZM28 195V193L26 194V196ZM40 195V194H39ZM104 195H105V193H104ZM107 195V194H106ZM233 195V194H232ZM100 196V195H99ZM144 196V195H143ZM200 196V195H199ZM243 196V195H242ZM19 197H21V196H19ZM60 196H58V197H56V198H59ZM86 197V196H85ZM84 197V198H85ZM89 197V196H88ZM88 197H87V199H88ZM257 198L259 197V196H256ZM16 198H17V196H15V200H16ZM22 198V197H21ZM92 198V197H91ZM98 198V197H97ZM108 198V197H107ZM151 198V197H150ZM154 198V197H153ZM199 198V197H198ZM233 198H235V197H233ZM244 198V197H243ZM255 198V197H254ZM20 199V198H19ZM37 199V198H36ZM95 199H96V197H95ZM144 199V198H143ZM146 199V198H145ZM12 200H14V199H12ZM14 200V202H16ZM55 200V199H54ZM53 200V201H54ZM58 200V199H57ZM105 200V199H104ZM150 200V199H149ZM235 200H236V198H235ZM234 199H233V201H235ZM242 200V199H241ZM93 201H94V199H93ZM147 201V200H146ZM196 201V203L197 202H199V201H201V199L199 198L198 200H195ZM195 201H193L192 202V204L193 203H195ZM216 201V200H215ZM252 201H253V199H252ZM36 202V201H35ZM40 202H42L41 200H40ZM84 202H86V200H84ZM105 202V201H104ZM140 202V201H139ZM211 202V201H210ZM12 203V202H11ZM136 203H138V201H136ZM213 203V202H212ZM212 203H208V204H206V205H208V207L209 208H215L214 206H213V204ZM219 202H217V204H218ZM240 203V202H239ZM247 203V202H246ZM52 204H53V202H52ZM104 204V203H103ZM106 204H108V203H106ZM139 204V203H138ZM137 204V205H138ZM215 204V203H214ZM263 204V202L261 203V205ZM18 205V204H17ZM16 205V206H17ZM50 205V204H49ZM48 205V206H49ZM83 205V204H82ZM135 205V204H134ZM141 205V204H140ZM209 205H212L211 207L209 206ZM254 205H255V203H254ZM52 206V205H51ZM141 206H143V205H141ZM218 205H216V207H217ZM259 206V205H258ZM41 207V206H40ZM39 207V208H40ZM47 207V206H46ZM45 207V208H46ZM122 207V206H121ZM123 207H125L124 205H123ZM135 207V206H134ZM145 207H146V205H145ZM207 207V208H208ZM21 208V207H20ZM37 208V207H36ZM47 208H49V207H47ZM129 208V207H128ZM141 208V207H140ZM147 208V207H146ZM260 208V207H259ZM17 209V208H16ZM41 209H44V207H41ZM50 209V208H49ZM74 209V208H73ZM144 209V208H143ZM216 209V208H215ZM47 209H45V210H43V211H46ZM135 210V209H134ZM141 210V209H140ZM140 210L138 209V210H136V211H139L140 212ZM147 210V209H146ZM36 211V210H35ZM47 211H50V210H47ZM46 211V212H47ZM131 211V210H130ZM155 211H156V208L155 207H152V208H150V216H148L149 214V212L147 213V216L145 217V218H140V214L141 215H143V213H142V211L140 212V214H139V212H137L138 214H139V220H140V223L142 222L143 224H141V230H142V236H144V237H147V235L149 234V232H151V230L153 229H155V228H153V226H155L154 224H155V222L153 223H151V221L152 220H154V217H155V215H156V213H155ZM232 211V210H231ZM259 211V210H258ZM257 211V212H258ZM143 212H145V210H143ZM262 212V211H261ZM136 213V212H135ZM71 214V213H70ZM130 214L132 215V212H130ZM146 213H144V215H145ZM232 214V213H231ZM262 214H264V213H262ZM30 215V214H29ZM72 215V214H71ZM120 215V214H119ZM130 215V216H131ZM143 215V216H144ZM222 215V214H221ZM223 215H225V213L223 214ZM228 214L226 213V216H227ZM117 216V215H116ZM116 216H114V217H116ZM127 216V215H126ZM133 216H136V215H133ZM142 216V217H143ZM257 216V215H256ZM261 216V215H260ZM64 217V216H63ZM62 217V218H63ZM124 217V216H123ZM132 217V216H131ZM130 217V218H131ZM137 217V216H136ZM223 218L222 219H225L224 218V216H222ZM231 218H232V216H230ZM25 218V217H24ZM73 218V217H72ZM132 218H134L135 220L134 221H139V220H137L135 217H132ZM209 218V217H208ZM230 218V220H232ZM244 218V217H243ZM19 219V218H18ZM23 219V218H22ZM21 219V217H20V220H22ZM113 219V218H112ZM118 219V218H117ZM126 219V218H125ZM161 219V218H160ZM162 219H164V218H162ZM228 219V218H227ZM16 220H17V218H16ZM110 220V221H109ZM116 220V219H115ZM115 220H114V223H116L115 222ZM122 220V219H121ZM130 220V219H129ZM128 220V221H129ZM221 220V219H220ZM238 220V219H237ZM262 220V219H261ZM18 221V220H17ZM23 221H24V219H23ZM22 221V222H23ZM67 221V220H66ZM120 221V220H119ZM123 221V220H122ZM170 221H171V219H170ZM222 221V220H221ZM229 221V220H228ZM252 221V220H251ZM254 221H256V220H254ZM253 221V222H254ZM22 222H20V224L19 225H21V223ZM58 221H56V223H57ZM125 222V221H124ZM131 222H133V220H131ZM32 223H34V222H29V223H26V225H24V227L22 228V229H20V230H16V239H15V241H14V243L11 245V246H9V250L7 251V253H5L4 255H1L0 256V264H30L29 263V259H30V257L32 256V252H34V246L36 245V243L37 244H39L38 243V241H39V237H35V238H31L30 236H29V234L30 233H32L31 231L33 230V225H32ZM42 223V222H41ZM71 223V222H70ZM99 223H101L100 225H98ZM109 223V224H110ZM121 223H123V222H121ZM126 224L128 223V222H125ZM160 223V222H159ZM168 223V222H167ZM39 224V223H38ZM44 224H45V222H44ZM43 224V225H44ZM48 224V223H47ZM47 224H45V226L44 227H46V226H49V225H47ZM50 224H51V226H52V224L54 225L55 224V221H53V222H50ZM224 224V223H223ZM252 224V223H251ZM261 224V223H260ZM18 225V224H17ZM37 225V224H36ZM42 225V226H43ZM56 225V224H55ZM54 225V226H55ZM122 224H118V226H121ZM221 225V224H220ZM227 225H230V224H227ZM37 226H40V225H37ZM50 226V227H51ZM102 226V227H103ZM106 226H105V228H106ZM117 225H116V227L115 228H117L118 227ZM140 226V225H139ZM162 226H164V225H162ZM20 226H18V228H19ZM41 227V226H40ZM102 227H101V230H103L102 229ZM127 227V226H126ZM114 227H113V229L112 230H114L115 229ZM119 228H121V227H119ZM128 228V227H127ZM127 228H125V229H127ZM140 228V227H139ZM139 228H137V229H139ZM168 228V227H167ZM222 228H224V227H222ZM41 229V228H40ZM111 229V228H110ZM118 229V228H117ZM124 229V228H123ZM170 229V228H169ZM245 229V228H244ZM253 230H254V228H252ZM99 230V229H98ZM106 230V229H105ZM108 230V229H107ZM112 230H111V232H112ZM163 230H166V227L164 226V228H162L161 230H160V232L161 231H163ZM242 230H243V228H242ZM249 230V229H248ZM253 230L251 231V229H250V231L252 232V233H255V232H253ZM104 231V230H103ZM118 231V230H117ZM119 231H121V230H119ZM243 231H245V232H250V231H247V229H245V230H243ZM42 232V231H41ZM100 232H102V231H100ZM116 232V231H115ZM115 232H112V233H115ZM122 232V231H121ZM164 232V231H163ZM208 232V231H207ZM244 232V233H245ZM105 233V232H104ZM231 233V232H230ZM13 234V233H12ZM116 234V233H115ZM243 234V233H242ZM246 234V233H245ZM244 234V235H245ZM6 234H4V236H5ZM11 236V235H10ZM47 235L46 234H44V235H42L41 237H46ZM212 236V235H211ZM222 236V235H221ZM240 236H241V234H240ZM253 236V235H252ZM109 237V238H108ZM207 237V236H206ZM239 237V236H238ZM238 237H237V239H238ZM9 238V237H8ZM105 238V239H104ZM148 238V237H147ZM198 238H199V241H194L191 237L190 238H188L187 240H186V243H185V246L188 248V251H189V253H190V257L192 258V257H194V255L195 254H198V253H203V251H205V249H207L206 248V246H203V244H204V241L206 240L205 239V235H198ZM208 238V237H207ZM246 238V237H245ZM4 239V238H3ZM110 239H112V238H110ZM155 239V238H154ZM102 241V242H103ZM157 241V240H156ZM214 241V240H213ZM105 242V243H106ZM111 242V241H110ZM113 242H117V241H114L113 240ZM113 242H111V244L113 243ZM196 242H198V243H196ZM101 243V242H100ZM157 243H158V241H157ZM162 243V242H161ZM229 243V242H228ZM235 243V242H234ZM234 243H232L231 245H229V246H223V247H225L226 248V250H228V251H230L231 253L229 254V255H225V256H223V257H221V256H215V258L216 259H218V258H224L225 259V264H246V262H244V257L242 256V258L243 259H241L240 258V254L243 252V251H248V253H249V251H250V249H251V247L250 246H248V245H246L245 243H244V245H242V246H240V250L241 251H239V249H237V247L235 246V244ZM108 244V243H107ZM151 244H153V243H151ZM160 244V243H159ZM223 244V243H222ZM259 244V243H258ZM104 246H106L107 247V245L106 244H103ZM109 245V244H108ZM113 245V244H112ZM143 245V244H142ZM142 245H139L138 246V248L136 249V251L135 252H138V251H140V250H142L143 249V246ZM220 245V244H219ZM218 245V246H219ZM224 245V244H223ZM226 245V244H225ZM252 245V244H251ZM156 247H160V246H157L156 245ZM217 247V246H216ZM3 248V247H2ZM6 248H8V246H6ZM217 248H219V250H220V247H217ZM217 248H215V247H212V249H214L215 251H216V253L217 254H219V250L217 249ZM225 248H223V249H225ZM258 249H260V250H264V240L262 241V243H261V246H258L257 247ZM106 249V248H105ZM3 250H6V249H3ZM98 250V249H97ZM96 250V251H97ZM146 250V249H145ZM210 250V249H209ZM236 250H238L239 252H236ZM128 251V250H127ZM156 252H157V250H155ZM186 251V250H185ZM208 251V250H207ZM206 251V252H207ZM224 251V250H223ZM5 251H3V253H4ZM134 252V253H135ZM145 252V251H144ZM209 252V251H208ZM208 252L207 253H205V255H203L202 256V258L201 259H203L204 257H206V256H208L209 254H208ZM256 252V251H255ZM258 252V251H257ZM120 253V252H119ZM126 253V252H125ZM247 253V254H248ZM251 253V252H250ZM91 254H89L88 256H85L81 261H80V264H92V262H94V261H97L98 259H96V257L95 256H92ZM118 255L119 254H115L114 255V257H113V263L115 262V263H118V261H120V258L118 257ZM131 255V254H130ZM130 255H128V257L130 256ZM134 255V254H133ZM246 255V254H245ZM254 255V254H253ZM256 255V254H255ZM29 256V257H28ZM142 256V255H141ZM147 256V255H146ZM247 256H249V254L248 255H246V257ZM262 256H264V254H262ZM261 256V257H262ZM124 257V256H123ZM123 257H122V259H123ZM127 257V256H126ZM201 257V256H200ZM250 257V256H249ZM257 256H255L254 257V259L256 258ZM82 258V257H81ZM212 258V257H211ZM74 259V258H73ZM207 259V258H206ZM249 259V258H248ZM245 260H247V259H245ZM250 260V259H249ZM103 261V260H102ZM219 261H220V259H219ZM104 262V261H103ZM215 262V263H214ZM247 262H249L248 260H247ZM106 263H108V262H106ZM114 263V264H115ZM211 263H214V264H217L218 263V261L216 262V261H211ZM210 263V264H211ZM219 264V263H218ZM251 264V263H250ZM261 264H264V262H262Z\"/></svg>",
	"mask_w": 264,
	"mask_h": 264
}]
</instances>
